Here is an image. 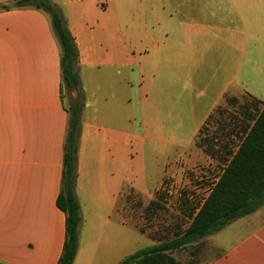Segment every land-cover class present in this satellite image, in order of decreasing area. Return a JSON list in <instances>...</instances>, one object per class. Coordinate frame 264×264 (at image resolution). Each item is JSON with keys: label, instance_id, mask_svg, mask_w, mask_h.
Returning a JSON list of instances; mask_svg holds the SVG:
<instances>
[{"label": "rangeland", "instance_id": "obj_1", "mask_svg": "<svg viewBox=\"0 0 264 264\" xmlns=\"http://www.w3.org/2000/svg\"><path fill=\"white\" fill-rule=\"evenodd\" d=\"M49 1L65 26L69 19L80 27L97 117L117 131L104 161L88 151V223L77 264H119L183 231L231 158L221 151L237 150L247 123L243 97L228 104L232 118L219 111L205 121L225 105L222 89L241 60L227 41L241 36L226 30L235 22L217 0H95L97 8L93 0ZM62 94L67 109L79 105L82 124L83 87L79 94L63 86ZM258 213L167 254L208 264L260 224Z\"/></svg>", "mask_w": 264, "mask_h": 264}, {"label": "crops", "instance_id": "obj_2", "mask_svg": "<svg viewBox=\"0 0 264 264\" xmlns=\"http://www.w3.org/2000/svg\"><path fill=\"white\" fill-rule=\"evenodd\" d=\"M12 1L0 0V5ZM94 1L92 6L97 8ZM217 3L234 19L233 26L226 30L241 37H233L227 43L231 53H240L241 60L234 83L222 89L220 98L225 105L205 123L220 116L219 111L231 115L228 104L235 103L236 96L243 97L247 107L255 100L264 103V0ZM218 15L217 12L215 16ZM66 21L79 51L77 68L87 98L75 187L80 205L78 250L73 262L77 264L88 223L82 200L88 151H94V156L104 161L117 131L97 117L99 100L91 80L85 79L86 67L91 63L82 48L81 30L69 19ZM236 79H240L238 84ZM61 87V47L49 15L32 7L0 12V262L4 264H58L63 253L66 215L57 206V199L69 112ZM245 121V125L250 123ZM227 143L230 146L231 140ZM97 172L95 168L94 173ZM258 210L261 219L264 205ZM120 222L123 226V219ZM208 264H264V218Z\"/></svg>", "mask_w": 264, "mask_h": 264}, {"label": "trees", "instance_id": "obj_3", "mask_svg": "<svg viewBox=\"0 0 264 264\" xmlns=\"http://www.w3.org/2000/svg\"><path fill=\"white\" fill-rule=\"evenodd\" d=\"M30 7L50 16L61 47V86L80 94L83 86L77 71L79 51L75 38L67 30L57 8L49 0H13L9 4L0 5V12ZM68 112L61 192L57 199V206L66 215V240L58 264H73L79 240L80 205L75 187L81 109L75 104ZM244 116L251 124L242 126L243 135L237 150L228 153L231 155L230 160L223 167L200 208L196 212L191 209L189 225L172 240L141 250L127 257L121 264H180L167 253L191 245L231 222L254 213L264 205V103L253 101L251 107L246 106Z\"/></svg>", "mask_w": 264, "mask_h": 264}]
</instances>
